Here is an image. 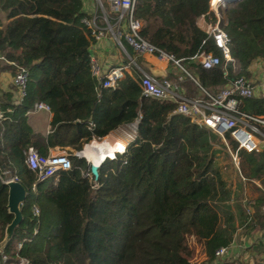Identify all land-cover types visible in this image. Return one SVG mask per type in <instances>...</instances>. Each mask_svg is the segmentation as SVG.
Masks as SVG:
<instances>
[{
    "label": "trees",
    "instance_id": "trees-1",
    "mask_svg": "<svg viewBox=\"0 0 264 264\" xmlns=\"http://www.w3.org/2000/svg\"><path fill=\"white\" fill-rule=\"evenodd\" d=\"M81 4L0 0V73L14 74L18 67L25 72L18 103L14 85L0 88V239L11 219L3 182L13 179L25 189L22 221L0 251L5 264H18V258L28 264H241L215 261L214 251L230 244L235 221L254 229L264 226V145L257 151L238 149L233 169L226 150L234 151L237 144L228 131L220 137L194 124L174 112L175 103L143 95L129 75L113 87H101L90 69L94 38L84 20L91 14ZM217 10L215 16L209 0H134L140 36L194 74V80L184 76L178 81L168 73L164 77L186 97L201 90L214 93L237 77L247 79L254 60L264 64V0H237ZM214 23L227 36L230 60H224L206 29ZM125 50L132 54L129 47ZM201 51L217 56L219 63L201 67L192 58ZM38 103L51 113L45 136L26 123V112ZM237 107L264 118V97L239 98ZM132 123L134 138L123 153L104 158L94 182L84 176L87 163L72 153L91 133L108 137ZM256 126L264 134V127ZM29 146L41 155L67 147L69 168L56 171V180L36 181L24 163ZM219 151L226 157L224 165L216 156ZM232 170L238 181L253 186L244 201L242 187L233 190ZM190 236L203 259L191 256Z\"/></svg>",
    "mask_w": 264,
    "mask_h": 264
},
{
    "label": "built area",
    "instance_id": "built-area-1",
    "mask_svg": "<svg viewBox=\"0 0 264 264\" xmlns=\"http://www.w3.org/2000/svg\"><path fill=\"white\" fill-rule=\"evenodd\" d=\"M103 1L107 4L108 10H105ZM94 3L96 9L99 10V15H96L94 11L91 13L89 20H84V23L91 29L94 38L93 42L99 44L107 37L126 57V62H124V64L111 66L104 74L100 75L96 60L90 56L91 73L99 81L101 87H113L119 78L129 75L132 78H136L143 95L175 103L174 112L188 117L194 124L206 127L220 137H222L224 132L228 131L237 144L234 151L227 149L235 167L237 166L236 151L238 149H243L246 152L257 151L259 149L258 135H260V131L256 124L264 125V118L259 119L249 116L239 111L237 107L239 98L252 96L253 86L249 80L237 77L226 83L214 93L201 90V94L193 98L186 97L170 80L164 77L160 78L150 75L139 64L140 61L138 62L135 60V57L141 58L143 56H149L164 64L170 62L182 72L176 76L178 81H181L184 76L192 79L191 75L170 55L149 44L140 36V22L134 16V0H94ZM218 5H223V3L217 1L211 4L209 0V8L218 7ZM215 16H218V14ZM97 18H99L103 24H97ZM109 20L111 22H109ZM206 29L214 35L215 43L221 49L224 60H230L226 48L227 36L225 32L217 26V23L213 25L206 24ZM125 46L131 49L132 54L127 53ZM192 58L205 69L219 63L217 56H213L205 51L193 55ZM11 82L16 89L14 93L15 103H18L24 95L25 72L23 68L18 67L16 69ZM39 109L48 111L44 104L38 103L33 105L27 112ZM92 127L93 124L91 121H88L86 128L91 130ZM130 128L128 133L124 132V139L127 137V142H123V151L125 146L134 138L135 124H130ZM100 139L101 138L95 136L93 133L90 134L89 141H101L103 138ZM123 151L115 152L114 155L117 153L121 154ZM72 154H74V152ZM67 155V150L63 148L56 153L48 152L46 155H41L29 146L24 151V163L26 167L34 173L36 181L45 180L51 176L56 180V171L68 169L70 166ZM114 155L112 157H114ZM84 176L94 182L89 171L85 172ZM261 210L264 213V204L261 206ZM31 212L33 215H37L38 209L32 207ZM189 238L188 242L194 244L191 239L192 236ZM21 243L22 242H18L16 244L17 248L21 246ZM227 250L228 245L220 246L214 251V256L216 258L222 256L226 254ZM6 260V256L1 254L0 264H5ZM6 264H13V262H7ZM18 264H28V262L23 258H18Z\"/></svg>",
    "mask_w": 264,
    "mask_h": 264
},
{
    "label": "crops",
    "instance_id": "crops-1",
    "mask_svg": "<svg viewBox=\"0 0 264 264\" xmlns=\"http://www.w3.org/2000/svg\"><path fill=\"white\" fill-rule=\"evenodd\" d=\"M81 7L83 11H86L87 13H90V14L96 10L94 0H82ZM210 8L212 9L215 15L218 14L217 6L210 7ZM98 21L99 20H96L97 23ZM89 55L92 56L96 60L99 66L100 75L104 74L109 67L117 65V64H124V62H126L125 55L121 51H119L115 47L113 42L109 40L107 37H105L103 41L100 42L99 44L93 42L89 46ZM142 60L145 62H148L150 65L155 66L159 69L166 70V64H164L163 62L157 61L152 57L143 56L141 57V61ZM248 71H249V76L247 77V80H249L253 86L252 96L253 97H264V64L263 62L260 60L252 61L248 66ZM0 80H2V78H0ZM4 81L5 79H3V82ZM3 82H0V88L3 90H9ZM11 90L12 89H10V91ZM14 93H13V96H14ZM38 111H42L43 115H38L37 114ZM45 112H46V115H45ZM50 116H51V113L49 111L42 110V109L28 112L26 114V123L33 133L45 136V134L49 131L48 122H49ZM260 125L264 127L263 124H260ZM128 126H130V124L121 125L111 132L119 131L120 134L119 135L117 134L118 135L117 140L123 143V140H124L123 133L129 132L125 129V127H128ZM258 138H259V148H261L262 145H264V134L260 132V135H258ZM85 146L86 144L84 145V148L82 149L81 153L84 151V149L87 148V147L85 148ZM63 149L69 150L67 147H63ZM59 150L60 149L55 147L53 149H50L49 152L56 153ZM233 182L235 181L233 180ZM252 184H254L255 186H259L257 182L252 181ZM248 185L249 187L247 186V183H245L242 186L241 191L244 194L243 199L247 195H249V193H252L253 191V186L250 183ZM233 190L234 192H237L239 189H237L236 185H233ZM243 199L242 201H244ZM247 223L248 222L244 221L241 224L240 223L237 224V222L235 221L236 229L233 234V238L230 244L228 245V250L226 254L219 256L217 258L215 257V261H217V259L226 258L228 260L232 259V260L240 261L241 264H264V226L259 229L257 228L254 229L252 226H248ZM196 246L199 248V256L198 257L194 256V260H201L203 259V255L200 253V246L198 245Z\"/></svg>",
    "mask_w": 264,
    "mask_h": 264
},
{
    "label": "water",
    "instance_id": "water-1",
    "mask_svg": "<svg viewBox=\"0 0 264 264\" xmlns=\"http://www.w3.org/2000/svg\"><path fill=\"white\" fill-rule=\"evenodd\" d=\"M221 3H232L237 0H219ZM139 64L152 76L163 78L166 75V70L159 69L155 66L150 65L148 62L140 61ZM191 77L194 80V74L190 73ZM80 150L74 151V156L84 159L88 165V171L92 176L93 180L97 179V170L100 162H88L83 156L79 155ZM108 158V157H107ZM111 158V157H109ZM104 160V159H103ZM6 186V201L5 209L6 213L11 216V219L8 223L5 224L3 228V235L0 239V251L5 247L7 242L10 240L13 230L21 223L22 215L20 212L21 204L25 197V189L23 186L13 179H8L3 182Z\"/></svg>",
    "mask_w": 264,
    "mask_h": 264
},
{
    "label": "rangeland",
    "instance_id": "rangeland-1",
    "mask_svg": "<svg viewBox=\"0 0 264 264\" xmlns=\"http://www.w3.org/2000/svg\"><path fill=\"white\" fill-rule=\"evenodd\" d=\"M103 5H104V8H105V10H108V6H107V4L103 1ZM92 6V5H91ZM98 13H99V10H98ZM98 23H100V21H98ZM3 63V61H2V58L0 57V64H2ZM166 70H167V73L169 74V75H177V74H179L180 73V70H179V68H177V67H175L174 65H172L170 62H168L167 64H166ZM185 70V69H184ZM186 71V70H185ZM187 72V71H186ZM13 75L14 74H12V72H7V71H5V72H3V74L2 73H0V78H2V80H0V82H3V79H5V81L3 82L4 84H5V86L9 89L10 88V86H11V84H12V82H10L11 80H12V78H13ZM9 83H10V85H9ZM13 85V84H12ZM16 90V89H15ZM28 112H26V114H27ZM37 114L38 115H43V112L42 111H38L37 112ZM45 115H46V112H45ZM45 117V116H44ZM125 129L127 130V131H130V126H128V127H125ZM124 130V129H123ZM110 134H111V136H113L114 138H116L117 139V137H118V135L120 134L119 133V131H114V132H110ZM118 134V135H117ZM255 135H257V134H255ZM106 136V135H105ZM104 136V137H105ZM218 136V135H217ZM103 137V139L101 140V141H95L96 142V144H103V142H105L107 139H108V137H107V139H106V137L104 138ZM123 137H124V133H123ZM105 140V141H104ZM123 142H127V137L123 140ZM85 145V144H84ZM84 145L82 146V148L84 147ZM94 144H93V141H88L87 143H86V146H85V148L86 149H84V151L82 152L83 154L85 153V155H88V151L91 149V147L93 146ZM81 148V149H82ZM123 148V147H122ZM118 149V148H117ZM227 152H228V150H226ZM118 152V151H117ZM118 154V153H117ZM228 154H229V152H228ZM216 156L218 157V160H219V162L222 164V165H224L225 164V159H226V157L222 154V152H216ZM229 156H230V154H229ZM87 157V156H86ZM89 158V160H88V162H91L92 160H91V158L90 157H88ZM237 160H238V158H237ZM227 163H228V161H227ZM233 163V162H232ZM237 167V166H236ZM235 168V165L233 164V169ZM230 178H231V181H235L234 183H235V185H236V187H237V189H239L240 187H242L243 186V184H245V183H243V182H240V181H238L237 179H236V177L234 176V171L232 170V172H231V174H230ZM247 186L249 187V185H248V183H247ZM233 197H235V196H233ZM243 199V198H242ZM242 199H240V201H242ZM189 243V245H191V249H192V255L191 256H196V257H198L199 256V248L196 246V244H192V243H190V242H188ZM193 246V247H192ZM193 248H194V252H193Z\"/></svg>",
    "mask_w": 264,
    "mask_h": 264
},
{
    "label": "bare ground",
    "instance_id": "bare-ground-1",
    "mask_svg": "<svg viewBox=\"0 0 264 264\" xmlns=\"http://www.w3.org/2000/svg\"><path fill=\"white\" fill-rule=\"evenodd\" d=\"M211 1V4H214V3H216L217 1H219V0H210ZM93 144H96V142L95 141H93ZM121 144H122V142H120V141H118L116 138H114L113 136H111V134L108 136V139L105 141V142H103V144L102 145H98V144H96V145H93L92 147H91V149L88 151V155H85V153L83 154V153H79V155H81V156H83L87 161H88V158H86L85 156H87V157H90L91 158V162H100V161H102L104 158H109V157H112L114 154L113 153H111L112 152V150L115 148V149H117L118 147H120L121 146ZM84 148V147H83ZM82 148V149H83ZM82 149H81V151H82ZM114 149V150H115ZM123 148L122 147H120V148H118L117 150H122ZM113 150V151H114ZM123 151V150H122ZM122 151H119V152H122ZM115 152H117L116 150H115ZM114 152V153H115ZM113 154V155H112Z\"/></svg>",
    "mask_w": 264,
    "mask_h": 264
}]
</instances>
